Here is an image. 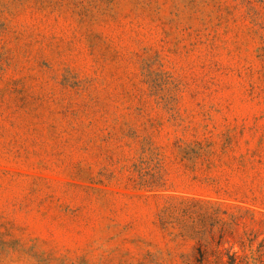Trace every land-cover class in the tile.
<instances>
[{"label": "rangeland", "instance_id": "1", "mask_svg": "<svg viewBox=\"0 0 264 264\" xmlns=\"http://www.w3.org/2000/svg\"><path fill=\"white\" fill-rule=\"evenodd\" d=\"M0 264H264V0H0Z\"/></svg>", "mask_w": 264, "mask_h": 264}]
</instances>
